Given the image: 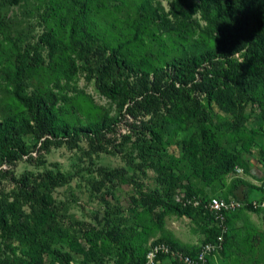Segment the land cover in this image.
<instances>
[{
  "label": "rangeland",
  "instance_id": "obj_1",
  "mask_svg": "<svg viewBox=\"0 0 264 264\" xmlns=\"http://www.w3.org/2000/svg\"><path fill=\"white\" fill-rule=\"evenodd\" d=\"M150 8L167 14L175 27L185 24L164 32L150 18ZM257 9L264 17V0ZM73 18L81 22L74 38ZM203 24L198 13L176 8L173 0H0L1 47L8 49L10 37L28 52L23 101L14 98L6 78L13 57L0 62V120L15 116V123L20 121L14 134L28 150L7 160L0 157V208L9 221L23 218L31 227L47 194L54 212L39 232L54 255L43 253L41 262L33 263L36 246L4 242L16 247L21 264H135L127 241L119 239L122 230L138 233L131 242L141 254L157 240L196 250L209 239L208 218H194L192 211L172 215L160 205L140 202L141 192L162 191L160 166L190 185L192 196L244 203L228 215L223 248L205 264H264V209L248 205L264 201V87L248 83L254 67L238 77L228 73L231 66H252L244 49H237L242 37L197 70L184 66L181 74L171 64L175 57L212 47ZM120 54L134 94L121 110L99 93L94 79L100 71L114 70ZM72 58L76 71L67 77ZM218 90L232 97L230 111L216 99ZM53 102L55 110L62 108L65 132L58 136L44 114L45 104ZM74 126L81 130L72 135ZM201 127L236 156L234 168L210 183L195 176L182 157L183 141L198 140ZM151 131L160 135L162 150L147 147ZM8 255L2 245L0 260L9 263ZM156 264L178 263L161 258Z\"/></svg>",
  "mask_w": 264,
  "mask_h": 264
},
{
  "label": "trees",
  "instance_id": "obj_2",
  "mask_svg": "<svg viewBox=\"0 0 264 264\" xmlns=\"http://www.w3.org/2000/svg\"><path fill=\"white\" fill-rule=\"evenodd\" d=\"M258 2L259 0H173V5L176 8H186L189 13H198L199 19L204 23L202 27L204 33L212 40V47L198 49L188 56L175 57L171 60V64L177 65L182 71L180 72L181 74L184 73V66L189 67L190 70H197L206 63H211L224 48L240 41L239 38L242 37V42L238 44L237 49H244L245 57L252 66H244V64L237 67L231 66L228 73L233 77H238L240 74L245 73L247 68L252 69L254 67L255 71H251L252 77L248 83H251L254 87H264V17L258 15ZM148 13L150 18L156 21L157 27L164 32L176 31V29L178 31L185 24V22H181L179 27H175L173 22L167 17V14L154 8H150ZM80 27L81 22L78 18L71 19V37L74 38L79 35ZM137 32L138 28L133 33L134 37L137 35ZM6 39L8 41V49L6 50L0 45V62L3 58L8 59L10 56L13 57V61L6 67V78L12 83L14 98L18 101H23L22 73L28 52L21 50L10 37H6ZM120 47H122L121 44L118 45V48ZM118 48L117 50L115 49L116 52H118ZM126 62L124 56L120 54L115 59L114 70L100 71L94 77L99 93L110 100L119 110L134 98V94L122 72V67ZM260 69L261 72H258ZM67 70L68 72L65 73L67 77L75 73L76 68L73 58L67 63ZM240 86L242 87V84ZM213 90L214 87L211 86L208 93L210 94ZM215 96L225 106L226 110L230 111L232 109L234 103L230 95L218 90L215 92ZM45 105L44 114L51 124L52 133L58 136L61 132H65L61 117L62 108L60 106L58 107V111L55 110L54 102ZM15 119V116H9L0 120V157L6 160L28 152L23 140L14 134V130L20 123V121L15 123ZM102 127L103 124H100L99 127L95 125L91 129L96 131ZM80 130V126H74L70 128L69 133L75 135ZM213 135L205 127H201L198 140L187 139L182 143V157L192 167L193 174L206 183H210L213 179L228 173L234 168L236 163V156L225 148H221ZM151 137L152 141L148 143L147 147L155 151L162 150L160 135L155 131H151ZM262 157L264 160L263 152ZM157 171L163 177L162 182L164 185L162 191L141 192L140 202L145 205H160L163 207L164 212L172 215L182 216L192 211L194 218H208L212 223V228L209 239L206 241L212 240L217 233V229L211 217L204 212L203 208L172 200L178 187L185 189L184 194L186 197H191V186L182 184L181 181L176 180L168 171V167L160 166L157 168ZM53 215L54 212L50 206V196L47 194L44 195L41 201V207L36 212L33 218L34 224L31 227L28 226L26 219L23 218L9 221L6 209L0 208V251L1 246L6 245L11 254V257L7 256L9 263L0 260V264L22 263V259L15 255L16 247L10 243L4 244L6 240L24 241L31 246H36L37 250L30 256L33 263H40L43 253L54 255L55 252L50 248L49 241L41 239L39 236V232L43 230V227ZM228 215L226 216L227 224ZM44 233L47 234V232ZM137 235V232L122 230L119 239L127 241L131 262L143 264L144 254L148 245L141 254L139 252L140 249L131 242ZM47 237L52 238L49 234H47ZM157 241H164L173 247L183 249L189 254H194L197 250V248L196 250H188L165 240ZM55 259L59 262L64 261V258L58 255H55ZM138 259H140L139 262Z\"/></svg>",
  "mask_w": 264,
  "mask_h": 264
},
{
  "label": "built area",
  "instance_id": "obj_3",
  "mask_svg": "<svg viewBox=\"0 0 264 264\" xmlns=\"http://www.w3.org/2000/svg\"><path fill=\"white\" fill-rule=\"evenodd\" d=\"M235 169L240 170L236 167ZM174 197H177L176 201L191 204L192 206H201L204 212L211 217L217 233L212 240L200 244L194 254H189L183 249L173 247L164 241L150 242L144 254L143 264H156L161 258H168L179 264H205L215 253L223 248L224 235L228 230L226 216L244 205L238 199L223 198L216 195H210L203 200L195 196L186 197L184 192H176ZM248 205L253 208L264 209V201L250 200Z\"/></svg>",
  "mask_w": 264,
  "mask_h": 264
}]
</instances>
